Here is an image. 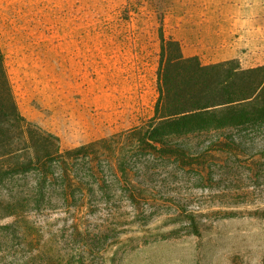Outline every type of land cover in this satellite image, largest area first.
Masks as SVG:
<instances>
[{"label": "rangeland", "instance_id": "1", "mask_svg": "<svg viewBox=\"0 0 264 264\" xmlns=\"http://www.w3.org/2000/svg\"><path fill=\"white\" fill-rule=\"evenodd\" d=\"M192 6L0 0V46L19 110L63 150L140 124L158 97L161 29L176 39ZM194 29L182 35L204 47L203 64H264L262 45ZM233 53L242 57L227 58ZM186 140L204 165L161 163L139 187L154 190V200L138 211L119 196L114 214L105 206L85 215L34 210L16 223L0 213V264H264V123Z\"/></svg>", "mask_w": 264, "mask_h": 264}, {"label": "trees", "instance_id": "2", "mask_svg": "<svg viewBox=\"0 0 264 264\" xmlns=\"http://www.w3.org/2000/svg\"><path fill=\"white\" fill-rule=\"evenodd\" d=\"M160 40L152 116L69 150L19 110L0 46V213L16 217V223L34 210L85 215L105 206L114 214L119 196L138 211L154 200V190L139 187L156 179L161 163L204 165V154L195 159L189 135L264 123V64H203L185 56L181 42L163 28Z\"/></svg>", "mask_w": 264, "mask_h": 264}, {"label": "crops", "instance_id": "3", "mask_svg": "<svg viewBox=\"0 0 264 264\" xmlns=\"http://www.w3.org/2000/svg\"><path fill=\"white\" fill-rule=\"evenodd\" d=\"M193 11L186 19L181 18L176 24L174 36L182 42L187 57H201L204 49L196 47L182 35V29L194 27V34L222 35L234 38L239 42L259 44L264 47V0H192ZM208 32V31H207ZM205 39L197 40L204 44ZM241 54L233 53L227 58H240Z\"/></svg>", "mask_w": 264, "mask_h": 264}]
</instances>
